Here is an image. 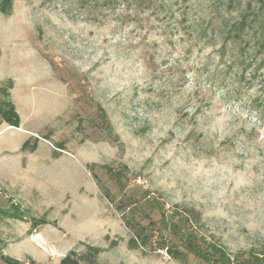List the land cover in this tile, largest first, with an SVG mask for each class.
<instances>
[{"label": "rangeland", "instance_id": "374dc122", "mask_svg": "<svg viewBox=\"0 0 264 264\" xmlns=\"http://www.w3.org/2000/svg\"><path fill=\"white\" fill-rule=\"evenodd\" d=\"M2 4L0 264H264V0Z\"/></svg>", "mask_w": 264, "mask_h": 264}, {"label": "trees", "instance_id": "16d2710c", "mask_svg": "<svg viewBox=\"0 0 264 264\" xmlns=\"http://www.w3.org/2000/svg\"><path fill=\"white\" fill-rule=\"evenodd\" d=\"M10 10V7H5V5L0 6V12L7 14ZM249 15H245L240 25L241 27L246 25L245 22L247 20ZM261 30L263 33L260 34V38L264 39V22L261 23L260 25ZM264 44V40L263 43ZM13 83L9 82L7 87H4L3 89H0V91L3 93L5 96L6 100L1 102L0 104V122H4L7 125L11 127H16L18 128L20 126V117L18 113L16 112L15 106L13 102L9 101V89L12 88ZM28 140H26L21 148H25L28 146ZM36 144L34 143L31 147V149H35ZM186 210L184 209L183 212ZM183 212H181V215L178 217V221L176 222L177 224V229H171V233L175 236L177 235L182 241L188 243L190 242L192 244L191 249H186L189 250L192 254H194L196 257L200 258L203 260L205 263H211V264H230V259L224 255L222 251H220L218 248H212L210 249L213 258L212 260L206 259L203 254V243L200 235H196L192 232V230H189L188 227L186 226L189 217L187 215H184ZM196 221L200 220V215L197 213L195 215ZM179 225V227H178ZM136 237H139L143 242L149 240V235H137ZM130 242H133L132 239L129 240ZM89 253L85 255H78L76 251L70 250L67 254H65L59 261V264H81L80 261L84 260L89 264H97L96 262V255L99 252V249L97 247H89Z\"/></svg>", "mask_w": 264, "mask_h": 264}, {"label": "crops", "instance_id": "0c3cea01", "mask_svg": "<svg viewBox=\"0 0 264 264\" xmlns=\"http://www.w3.org/2000/svg\"><path fill=\"white\" fill-rule=\"evenodd\" d=\"M11 127V126H10ZM13 128V127H12ZM19 128V127H18ZM25 132H26V134H29V132L28 131H26V130H24ZM26 141V140H25ZM24 141V142H25ZM23 142V143H24ZM22 143V144H23ZM22 146V145H21ZM46 256L48 257V258H50V259H53V260H55V259H57V260H60L64 255H55L53 252H48L47 254H46ZM31 258L32 260H35V261H43L44 259H42V257H44L43 255H40V254H34V255H32V256H25L24 258ZM15 258V257H14ZM16 259H19V258H16ZM20 260V259H19Z\"/></svg>", "mask_w": 264, "mask_h": 264}, {"label": "built area", "instance_id": "2783aa9c", "mask_svg": "<svg viewBox=\"0 0 264 264\" xmlns=\"http://www.w3.org/2000/svg\"><path fill=\"white\" fill-rule=\"evenodd\" d=\"M25 264H40V263H28V262H26ZM44 264H50V263H44Z\"/></svg>", "mask_w": 264, "mask_h": 264}]
</instances>
